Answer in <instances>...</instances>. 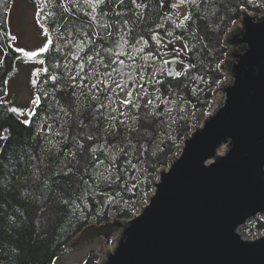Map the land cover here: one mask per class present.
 Returning <instances> with one entry per match:
<instances>
[{
    "label": "trees",
    "instance_id": "obj_1",
    "mask_svg": "<svg viewBox=\"0 0 264 264\" xmlns=\"http://www.w3.org/2000/svg\"><path fill=\"white\" fill-rule=\"evenodd\" d=\"M13 1L0 0V134L7 137L0 139V264H55L89 224L130 219L149 199L148 173L179 154L185 135L209 111L223 78L225 33L242 9L261 13L264 0H40L49 42L37 59L47 91L27 124L4 102L20 57L8 27ZM145 58L156 61L157 71L149 76L155 88L143 96L149 82L138 71ZM177 63L182 71L173 69ZM87 64L97 80L86 94L78 90ZM111 83L128 92L120 110L104 99ZM156 99L171 105L177 128L160 129L143 144L134 137V119ZM127 123L125 136H116ZM241 231L264 234V216ZM94 255L84 264H95Z\"/></svg>",
    "mask_w": 264,
    "mask_h": 264
},
{
    "label": "water",
    "instance_id": "obj_2",
    "mask_svg": "<svg viewBox=\"0 0 264 264\" xmlns=\"http://www.w3.org/2000/svg\"><path fill=\"white\" fill-rule=\"evenodd\" d=\"M241 13V26L225 36L229 81L219 105L159 168L142 211L85 227L64 260L122 229L101 264H264V234H240L264 216V15Z\"/></svg>",
    "mask_w": 264,
    "mask_h": 264
},
{
    "label": "rangeland",
    "instance_id": "obj_3",
    "mask_svg": "<svg viewBox=\"0 0 264 264\" xmlns=\"http://www.w3.org/2000/svg\"><path fill=\"white\" fill-rule=\"evenodd\" d=\"M246 11L244 9L241 10ZM251 15H257L262 16L264 15V9L261 13H254L250 11H246ZM46 12L43 10L42 5L40 3V0H14L11 6V9L8 14V27L11 33V36L14 40V46L19 51V49H22L23 51L20 52V57L16 60L14 65V71L12 76L9 78V80L6 83L5 86V96H4V102L7 104L8 108H17L20 110L23 114L17 115L23 119H28L35 110L36 105L39 102V98L41 96H45V93L47 91L46 86H40L39 83V77L42 74L43 70V63L42 61L38 60L37 57L44 53L39 52L41 48L48 47V36L45 29V23H46ZM242 19V13L239 19L233 24V26L230 29H233L234 27H240V20ZM229 29V30H230ZM229 30L225 33L223 37V46L225 44V36L229 32ZM226 47V46H224ZM24 51L27 52H38L39 54L35 57H27L23 54ZM226 57L222 60L220 64V71L222 73V81L219 84V86L216 88L213 98L210 103L209 111L210 113L215 105H219L221 101V93L218 90L220 89V86L225 85V83H228L229 81V75L227 74L226 70L223 68L225 65V62L227 60H230V53L231 48H227ZM86 67V74L87 78L85 83H78L82 84L83 86L78 91L86 93L88 90L92 89V85L94 84V81L96 79V73L91 72V67L89 64H87ZM173 69L178 72L181 70L180 64H174ZM157 71L156 61L153 58H145L142 61V65L140 64V68L138 71V74L140 76H146L148 77V85L146 86V90L140 89L141 95L144 96V92H146V95H151L152 90L155 88L154 81L152 77L149 78V76H154V74ZM92 73V74H91ZM75 76V73H72V77ZM77 81L79 78L74 77ZM72 78V79H74ZM71 79V80H72ZM111 87L105 88L104 99L106 100L109 96L111 99L110 102V108L111 110H120L121 103H123L125 98L128 96V92L120 91L117 88L119 87V83H111ZM107 91V92H106ZM87 94V93H86ZM62 99H64V103L68 106L72 107L73 109H76L75 106H72L73 101L68 99L66 95L62 96ZM151 109L152 111H159L160 117L154 116L153 118H150V114L147 110ZM65 111L66 108H63ZM142 115L135 117V123L133 124V133L134 137L138 139L143 144H150L152 141H154V138L158 137V131L162 129L165 133L171 132V130L176 129L175 121L173 120V115L171 111V105L167 101H163L161 99L156 100H150L149 102L145 104V106H142ZM72 114V113H71ZM121 115V113H119ZM206 114V115H207ZM65 113H62L63 118H65ZM72 117V116H71ZM133 119L134 117L131 116ZM66 120V118H65ZM203 121V119H202ZM200 120L199 125L202 123ZM72 120H69V125L72 127L74 131H76V126L73 124ZM63 124H67V121L63 122ZM132 126V125H131ZM198 126V125H197ZM196 126V127H197ZM127 127H130V125L127 123L125 125L120 126V131H116V136H125ZM194 130V128L192 129ZM191 130V131H192ZM190 131V132H191ZM190 132H188L185 136L187 137ZM185 137V138H186ZM184 141V140H183ZM183 144V143H182ZM178 155V154H177ZM177 155H171L168 157V164L170 161L174 159ZM167 164V166H168ZM167 166H164L165 168ZM163 167V166H162ZM161 167V168H162ZM159 171V169L157 170ZM156 171V174H149L151 182H157L158 181V173ZM154 190L153 189L150 193L152 194ZM149 195V196H150ZM148 202V199L144 202L138 203L137 211L133 213L139 214L142 211V206H144L145 203ZM141 209L139 212L138 209ZM139 212V213H138ZM133 217V216H132ZM118 219V218H112L110 221L106 223H111L112 220ZM123 221H129V219H118ZM251 222V221H249ZM104 223V224H106ZM100 224V225H104ZM89 225H99L95 223H91ZM88 225V226H89ZM122 231V229H121ZM121 231L113 234L109 240L104 241L103 244H98L96 248L91 250L90 252L86 253L84 256H80L79 252H76L72 255H68V259L64 260L67 256H62L59 258L55 264H84V262L87 260L89 255L93 252H95V264H101L105 259L106 255L109 252H114L115 246L117 244V240L121 236ZM240 234L242 235L243 232L240 229ZM258 235V234H257ZM243 236V235H242ZM244 238H252V237H245ZM254 237V236H253ZM64 260V261H62Z\"/></svg>",
    "mask_w": 264,
    "mask_h": 264
},
{
    "label": "snow or ice",
    "instance_id": "obj_4",
    "mask_svg": "<svg viewBox=\"0 0 264 264\" xmlns=\"http://www.w3.org/2000/svg\"><path fill=\"white\" fill-rule=\"evenodd\" d=\"M123 2V0H121V3ZM181 2H186V0H181ZM132 3L135 4L136 3V0H132ZM46 50V48H41L39 50V52H44ZM19 51H23L22 49H19ZM23 54L27 57H35L37 56L39 53L38 52H27V51H24ZM9 111H11L13 114H17V115H20V114H23L20 110H18L17 108H11L9 109ZM23 123L27 124L29 123V121L27 119H25L23 121ZM7 130H5L6 132ZM7 137L4 136L3 134H0V139H6Z\"/></svg>",
    "mask_w": 264,
    "mask_h": 264
},
{
    "label": "built area",
    "instance_id": "obj_5",
    "mask_svg": "<svg viewBox=\"0 0 264 264\" xmlns=\"http://www.w3.org/2000/svg\"><path fill=\"white\" fill-rule=\"evenodd\" d=\"M225 84H226V83H225ZM220 87H221V86H220ZM220 93H221V92H220ZM221 97H222V95H221ZM211 104H212V103H211ZM216 107H217V105H215L214 108H213L212 110H214ZM145 204H146V203H145ZM145 204H144V205H145ZM143 207H144V206H142V208H143ZM142 208H141V209H142ZM141 209H140V208L138 209L139 212L141 211ZM139 212H138V213H139ZM135 215H137V214H135ZM133 216H134V215H133ZM261 235H262V234H260V235L258 234V235H255V236L252 237V238H256V237L261 236Z\"/></svg>",
    "mask_w": 264,
    "mask_h": 264
}]
</instances>
